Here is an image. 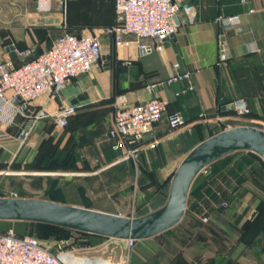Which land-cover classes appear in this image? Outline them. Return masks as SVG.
<instances>
[{
    "label": "crops",
    "instance_id": "0c3cea01",
    "mask_svg": "<svg viewBox=\"0 0 264 264\" xmlns=\"http://www.w3.org/2000/svg\"><path fill=\"white\" fill-rule=\"evenodd\" d=\"M174 1L180 4L177 33L163 52L146 54L137 45L117 49L106 33L116 24L115 0H68L65 11L58 0H50L48 12L38 8L37 0H0V62L10 57L21 66L46 52L65 33L99 36L103 53L100 66L90 74L70 81L55 98L33 103V114L21 111L9 127L0 123V190L30 189L39 177L56 175L67 179L59 182L64 183V194L70 185L81 189L80 202L47 195H19L18 199L134 217L133 208L139 209L155 193L161 195V185L191 150L186 142L193 133L206 132L210 123H220L218 118L228 119L221 113L232 102H246L251 110L247 123L264 129V0ZM234 15L241 17L243 31H223L218 18ZM142 43L154 45L151 39ZM14 49L33 53L24 60L14 55ZM176 62L191 78L161 90V97L168 101L167 112L143 141L144 146L155 140L158 145L133 159L114 151L106 136L113 125L116 97L124 96L129 105L148 100L147 86L166 79ZM190 85L193 91L187 90ZM62 106L76 109L66 128H59L49 117L33 121L38 111L53 113ZM175 113L188 122L186 128H169L167 116ZM25 129L29 134L23 139ZM191 191L182 221L157 237L137 241L132 253L136 257L127 256L121 240L102 237L89 239L93 251L74 255L71 263L245 264L241 258L226 256L225 242L221 246L211 239L216 230L208 232L196 224V209L189 210V205L199 204L200 194L192 196ZM102 239L107 242L100 243Z\"/></svg>",
    "mask_w": 264,
    "mask_h": 264
},
{
    "label": "built area",
    "instance_id": "2783aa9c",
    "mask_svg": "<svg viewBox=\"0 0 264 264\" xmlns=\"http://www.w3.org/2000/svg\"><path fill=\"white\" fill-rule=\"evenodd\" d=\"M67 1L58 0L61 10L65 11ZM37 2L41 11L51 10L50 0ZM114 10L116 24L108 28L106 33L112 36L115 47L119 50L137 45L146 54L163 52L166 42L178 31L179 26L175 20L180 11V4L174 0H115ZM217 22L223 31H243L242 20L238 15L221 16ZM143 39L153 40L154 45L143 44ZM13 52L16 57L24 60L30 58L33 53L32 50L16 49ZM102 58V42L99 36L65 33L59 36L46 52L25 61L21 66L17 67L10 57L3 60L0 62V123L7 127L14 123L21 112L20 107L13 104L16 98H20L21 104H27L29 108L43 97L55 98L70 81L88 75L95 67L100 66ZM190 78L191 74L184 72L176 62L172 64L166 79L147 86L150 95L148 100L129 105L124 96L116 97L114 121L107 133L106 143L114 151L121 152L124 157L130 159L135 158L137 153L145 148H155L159 141L155 140L145 146L143 141L167 112L168 101L161 97V90L176 83L189 81ZM187 90L193 91L194 87L190 85ZM227 109L234 114L232 120L248 122L251 110L243 100L232 102ZM75 114L76 109L72 106H62L53 113L43 109L35 114L33 121L49 117L59 128L64 129ZM217 120L225 121L221 118ZM167 122L172 131L184 129L189 125L178 113L168 115ZM231 128L234 127L227 130ZM28 134L29 129H25L23 139ZM205 169L202 172H205ZM0 198L18 199V196ZM200 220L202 224L208 222L206 217H201ZM121 241L124 242L129 256L136 241ZM0 264L72 263L71 259L65 260L62 255L53 253L38 238L19 236L14 229H9L0 233Z\"/></svg>",
    "mask_w": 264,
    "mask_h": 264
},
{
    "label": "rangeland",
    "instance_id": "374dc122",
    "mask_svg": "<svg viewBox=\"0 0 264 264\" xmlns=\"http://www.w3.org/2000/svg\"><path fill=\"white\" fill-rule=\"evenodd\" d=\"M226 116L228 119L223 122L210 123L206 132L200 130L194 132L186 142L188 149H193L202 141L229 127L250 126L246 121L232 120L233 112ZM261 160L246 151L231 154L208 166L205 172L200 174V180H206L203 189L198 191L199 187L196 185L191 191L192 196L194 193L200 194L198 197L200 203L196 206L189 205V210L196 209L197 215L194 217L196 224H202L200 218L206 217L208 222L202 225L208 232L210 228L217 231H212L211 239L219 241L221 246L222 242H225L223 246L226 256L241 258L240 260L245 264H264V161ZM171 179L172 176L161 185L164 187L161 195L155 193L139 209L133 208L134 217L147 215L166 203ZM64 180L67 179L56 175L41 176L36 186L32 185L30 189L0 190V196L42 197L47 195L54 199L80 202L81 189L70 185L67 187L69 192L64 194V183L62 186L59 183ZM8 228L23 232L26 236L38 238L43 245L53 253L62 255L65 260L73 259L74 255L79 256L82 252L93 251L89 238L73 231L45 236L43 230L34 225L19 228L8 226ZM157 239L162 240L163 236ZM102 242H107V239H102L100 243ZM136 246L137 242L131 250L130 257ZM132 256L136 257L135 254Z\"/></svg>",
    "mask_w": 264,
    "mask_h": 264
},
{
    "label": "water",
    "instance_id": "95a60500",
    "mask_svg": "<svg viewBox=\"0 0 264 264\" xmlns=\"http://www.w3.org/2000/svg\"><path fill=\"white\" fill-rule=\"evenodd\" d=\"M21 103L20 98L13 100L22 112H35ZM240 151L256 154L264 161V130L236 126L196 145L173 174L166 203L141 217H123L44 200L0 198V221L45 224L117 240L151 239L182 221L191 188L205 168Z\"/></svg>",
    "mask_w": 264,
    "mask_h": 264
},
{
    "label": "trees",
    "instance_id": "16d2710c",
    "mask_svg": "<svg viewBox=\"0 0 264 264\" xmlns=\"http://www.w3.org/2000/svg\"><path fill=\"white\" fill-rule=\"evenodd\" d=\"M232 113V111H227L226 113H221L222 115H228ZM251 115V114H250ZM253 127H257V128H261L259 125L253 124L250 125ZM250 153V152H249ZM253 156H255L258 160H261V158L259 156H257L256 154L251 153ZM262 161V160H261ZM263 162V161H262ZM264 163V162H263ZM41 167V166H40ZM54 168V165H50L49 168ZM206 183V180H200V175L196 178L194 184H193V188L197 185V186H204ZM192 188V189H193ZM37 226L40 227L43 230V233L45 236H51V235H59L60 233H68V232H72V230L69 229H65V228H60V227H56V226H51V225H45V224H38V223H30V222H4V221H0V233L6 232L9 228L8 226H13L15 227H28V226ZM202 225V224H199ZM203 226V225H202ZM16 230V229H15ZM17 234L19 236H25V234L23 232L17 231ZM75 232V231H73ZM76 233H80L86 237H88L89 239H99L102 237L99 236H94V235H90V234H86V233H81V232H76ZM243 238V237H242Z\"/></svg>",
    "mask_w": 264,
    "mask_h": 264
}]
</instances>
